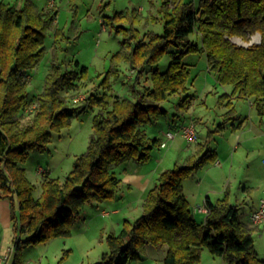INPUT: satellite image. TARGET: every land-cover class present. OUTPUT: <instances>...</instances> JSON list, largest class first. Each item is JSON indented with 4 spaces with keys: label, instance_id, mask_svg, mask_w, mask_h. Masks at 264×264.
I'll return each instance as SVG.
<instances>
[{
    "label": "trees",
    "instance_id": "1",
    "mask_svg": "<svg viewBox=\"0 0 264 264\" xmlns=\"http://www.w3.org/2000/svg\"><path fill=\"white\" fill-rule=\"evenodd\" d=\"M160 2L161 33L153 29L142 33L138 25L150 17L135 8L103 16L104 25L124 38L112 57L116 64L101 84H110V74L118 77L117 64L126 61L134 72L128 78V95L109 92L98 96V85L96 92L84 98L74 95L68 99L62 90L78 92L90 78L89 67L79 60L66 66L53 59L44 88L31 108H27L31 101L28 76L46 53L45 37L57 19L59 5L42 9L33 0H24L16 9L0 3V199L11 202L12 264H25L23 252L29 245L72 236L86 204L116 199L123 181L113 166L151 159L161 139L151 137L147 125L167 117L169 110L163 102L189 90L192 72L184 61L187 54L205 53L216 82L231 87L219 96V103L227 107L220 130L234 119L235 99L253 100L259 116L264 117V0ZM195 33L200 42L191 37ZM256 33L261 34V41L248 47L231 39L239 36L250 41ZM61 35L57 29L55 41ZM167 54L171 60L162 70L159 63ZM192 98L186 95L173 103L185 110ZM94 108L86 150L75 158L64 180L46 178L40 196L35 197L36 185L24 166L30 153L47 151L54 131L70 126L75 116ZM25 112L31 118L23 123ZM209 143L207 139L199 155L186 164L162 170L144 197L142 214L125 219L119 232L108 233L109 250L100 261L86 264H129L140 259L148 245L166 247L163 264H196L205 248L226 264H264L255 244L257 225L241 219L240 207L229 202L228 193L217 201L206 198L204 221L195 216L199 212L188 199L184 183L194 171L218 159L217 149Z\"/></svg>",
    "mask_w": 264,
    "mask_h": 264
},
{
    "label": "rangeland",
    "instance_id": "2",
    "mask_svg": "<svg viewBox=\"0 0 264 264\" xmlns=\"http://www.w3.org/2000/svg\"><path fill=\"white\" fill-rule=\"evenodd\" d=\"M12 4L19 0H7ZM40 6L48 8L47 0H36ZM59 3V14L57 22L48 30L45 37L46 53L37 67H35L28 76L31 101L27 108L33 107L36 103V94L44 88V79L51 67L53 59L64 61L66 66L74 65V60H80L81 64L89 67L90 78L82 82V87L78 92H69L62 90V94L68 99L77 95H85L94 90L95 86L100 85L96 92L98 96L105 93L114 92L120 96L128 95V78L134 74L129 70V64L126 61L118 63L119 76L110 74V84H101L107 71L116 64L112 57L122 47L123 35L113 29H102V15H113L116 11L132 10L134 6H146L144 13H149V17H157L153 22L139 24L138 27L145 31L148 24L150 29L158 33L163 32V21L157 13L156 6L151 5L148 11L149 2L147 0H57ZM133 2V3H132ZM101 19V20H100ZM59 22V23H58ZM145 23V22H144ZM59 27L69 40L61 35L58 41H55L54 31ZM197 42H200L197 34L191 36ZM239 46L248 47L253 43L261 41V34L256 33L250 41H245L239 36L231 38ZM171 57L169 54L160 61L159 65L162 70L168 68ZM184 61L190 65L192 78L189 83L187 92L175 94L172 101L163 102L168 108L167 117H161L158 121L147 125L149 135L164 138L166 131L171 126L176 132V139L170 141L168 147L161 145L154 147L152 159L147 162H138L129 160L122 164L113 166L120 178L124 177L127 171H134L136 167L141 169H150L155 166L158 158L168 153L174 152L175 163H185L187 158L180 156V151L186 153L190 150H199L200 146L209 140L208 146L217 149L220 163H209L203 168L194 171L185 183L188 184L187 190L189 200L194 207L200 200L199 191L211 187V183L205 180L204 175H219L215 177V190H219L220 195L208 191L210 196L217 200L218 196L226 197L228 193L229 202L237 204L240 207V217L246 222H252L251 214L259 206L260 198L264 195V135L262 137H252L256 129H260V119L253 100L235 99L236 112L232 115L234 119L230 120L227 128L220 130V123L224 122V113L227 107L219 103V96L224 92H229L230 88L226 85H219L213 73L208 69L206 54L203 52L189 53L185 56ZM186 95L192 96V101L183 116L180 108L173 103ZM71 103V102H70ZM253 104V105H252ZM72 105V104H71ZM97 108L79 114L72 119L71 125L63 128L61 131H54L49 143V149L45 152L32 151L25 163L27 177L36 185L34 196L39 197L42 192V183L48 177L64 180L66 174L72 170L75 158L83 153L89 143L90 135L93 132V116ZM187 110V111H186ZM25 112L23 114V123L28 122L31 116ZM195 113V115H194ZM244 120L246 127L251 126L253 130L250 137L240 140L241 132L234 133L230 130L233 123ZM186 121L193 122L196 125L197 140L188 142L182 135L181 126ZM249 128V129H250ZM155 129V132H152ZM246 132V131H245ZM264 132V127H263ZM169 143V142H168ZM238 145V148H235ZM198 152V151H197ZM172 165H169L170 167ZM174 166V165H173ZM46 169L47 172H41ZM203 179V184L197 185V179ZM124 185L125 181L123 180ZM247 189L244 191L243 187ZM123 186V190H124ZM226 188V194L221 191ZM122 193V192H121ZM128 195H131L129 193ZM120 197L116 200H106L86 204L82 210L80 220L73 227L72 236L54 238L49 242L29 245L23 252L26 257L33 258L32 255L40 252H46L43 261L38 264H86L98 262L102 254L109 250L105 236L113 231V228L105 223L108 215L102 214L104 209H109L114 202H119ZM112 203V204H110ZM200 205V204H196ZM197 213L195 216L202 221L204 214ZM105 230V231H104ZM105 232L107 234L105 235ZM255 244L258 250V256L264 259V225L258 226L254 232ZM26 248V247H25ZM162 248V247H161ZM159 248L148 245L147 251L142 254V260H132L133 264H160L157 260L160 253ZM25 250V249H24ZM67 250L69 253H67ZM62 257H65L62 260ZM24 258V259H25ZM33 264V263H31ZM35 264V263H34ZM163 264V263H161ZM198 264H225L221 256L211 254L208 248H205L202 254L201 262Z\"/></svg>",
    "mask_w": 264,
    "mask_h": 264
},
{
    "label": "crops",
    "instance_id": "3",
    "mask_svg": "<svg viewBox=\"0 0 264 264\" xmlns=\"http://www.w3.org/2000/svg\"><path fill=\"white\" fill-rule=\"evenodd\" d=\"M23 1L24 0H19L17 3L12 4L11 2H9L7 0H0V3H2V2L3 3H7V4L11 5V6H14L16 9H20L22 7V5H23ZM33 1L40 8L47 9V8H45L46 5L43 7V6H40V4L36 0H33ZM147 1L149 2V6L147 8L148 11L151 9L150 4L151 5L155 4L156 10H157V13H158V7H159V5L161 3L160 0H147ZM59 3L60 2H58V5H59ZM132 5L139 12H142L145 15H149L148 12L144 13L146 11V6L139 5L138 7L137 6L135 7L134 3ZM126 11H128V10H126ZM126 11H124V12H126ZM103 16H104V14L102 15V17ZM156 18L157 17L153 16V17L149 18L148 20H145L144 21L145 23L142 22L141 24L146 25V23H148L149 21H150V23H151V21L154 22L156 20ZM57 20H58V16H57V19H56L55 23L57 22ZM101 21H102V25H103L102 29H106L107 30V27L103 23V19ZM149 27H151L149 24H148V26H145V30L150 29ZM57 29L62 31L59 27H57L55 29V31ZM55 31H54V35H55ZM63 33L64 32L62 31V35H63L64 38L69 37V36H66ZM75 60H77V59H75ZM80 63H81V61H80ZM81 65H84V64H81ZM180 112L183 114L184 117H185L186 114H188L183 109H181ZM194 115H195V113H194ZM259 121H260V123H259L260 124V129H256L255 133H252L253 130L250 128L251 126L246 127V125H244L245 121L241 120V119L239 120V122L233 123L229 127L230 130H232L234 133H238V134H239V132L242 133L240 135V140L238 141V145L241 143L243 138L250 137V134H249L250 132L252 133L251 134L252 137H256L258 135L257 137L260 138V137H262V135H264V132H263L264 117H261V119ZM187 122H190V121H186V123ZM227 124H229V123H227ZM227 124L225 125V128H227V126H228ZM169 127H170V130L173 129L171 126H169ZM147 131H148V129H147ZM152 132H155V129H153ZM148 134H149V132H148ZM176 137L174 139L170 140V141L175 140ZM170 141H169L168 145L165 146L164 148L169 146ZM238 145H235V148H238ZM161 147H163V146H161ZM201 147H202V145L200 146L199 150H196V151H195V149L194 150H190V152H188V153H186V151L182 150V151H180V156L183 155L182 159L183 158L184 159L187 158V162H188V160L191 157L199 155V153L201 152ZM151 159H152V156H151ZM175 161L176 160H175V157H174V152L173 151H169L168 153L161 155L158 158V161H155V163H156L155 166L151 167L148 170L147 169H141L139 167H136L134 169V171H127L126 170V172L124 173V177L122 178V181L124 180L126 185H124V183L122 184V190H121L122 193L120 192L119 196L117 197V198L120 197V201L116 202V203L114 202V204L109 209H104L102 211V214H104L106 216L108 215V218H107V220H105L106 221L105 223L109 224L113 228L112 232H116V233L119 232L121 230L122 226H123V222H124L125 219L134 220V219H136L137 217H139L142 214V212H143V206L142 205H143L144 197H145L147 191L155 185V183L157 181V177H158V175L160 174V172L162 170H164L166 168H171L175 164H186L187 163V162H185V163L176 162L175 163ZM216 161H215V163H216ZM217 163H220V161L219 162L217 161ZM169 165H172V166L168 167ZM217 176H219V175H204V177H206L205 180H207L208 182L211 183V187L206 188L204 190L202 188L200 189V191H199V195H200L199 199L200 200H198L196 202V204H204L206 198H208V197H210V199L214 201V199L210 196L208 191H211V192L213 191L214 194L220 195L219 190L216 191L215 188H214L215 186L212 183L213 181L216 180L215 177L217 178ZM203 179L204 178L197 179V181H198L197 185H201L202 186ZM188 184L189 183H184L185 190H187ZM123 186H125L124 190H123ZM243 189H244V191H246L247 187L244 186ZM221 191H223L225 194L227 192L226 188H223V190H221ZM129 193H131V195H128ZM185 193H186L187 197L189 198L190 197L189 194L186 191H185ZM222 198H223V195L218 196L217 200L222 199ZM114 200H116V199H114ZM217 200H215V201H217ZM110 204H112V203H110ZM199 213H202V212H199ZM203 214H204V217H203L202 221L205 220V216H206L205 213H203ZM248 223L252 224V225H256V224H253V222H248ZM258 226H261V225H257L256 229H257ZM106 234H107V232H105V235ZM13 237H14V232H13L11 202H10L9 199H0V255L3 257V262H2L3 264H12L13 263V251H14L13 250ZM57 238H62V237H57ZM27 248H28V246L25 248L24 252L27 250ZM146 251H147V247H146ZM158 251H159L160 255H159L157 260L161 264V263H163V258H164L165 254H166V247L165 246H163L162 248L159 247ZM44 253H46V252H44ZM44 253L43 252H40V253L37 252V254H35V256L32 255L33 258H31V257H26L25 258L24 257L25 258L24 259L25 264H31V263L38 264V263H40L41 261H43V256L45 255ZM24 256H25V253H24ZM140 259L142 260V257ZM198 263H196V264H198ZM129 264H133V263L130 262ZM149 264H153V262L149 263Z\"/></svg>",
    "mask_w": 264,
    "mask_h": 264
},
{
    "label": "built area",
    "instance_id": "4",
    "mask_svg": "<svg viewBox=\"0 0 264 264\" xmlns=\"http://www.w3.org/2000/svg\"><path fill=\"white\" fill-rule=\"evenodd\" d=\"M57 3V0H47L49 7L54 6ZM84 98V96H83ZM181 132L183 137L188 142H194L197 140L196 126L193 122L183 124L181 126ZM176 137V132L174 130H168L164 134V138L161 140V146L165 147L168 145V142ZM42 170L41 172H43ZM264 194V193H263ZM195 211L197 212H208V207L206 204L195 205ZM251 220L253 224L264 225V195L260 198L259 206L252 212ZM3 257L0 255V264H3Z\"/></svg>",
    "mask_w": 264,
    "mask_h": 264
}]
</instances>
